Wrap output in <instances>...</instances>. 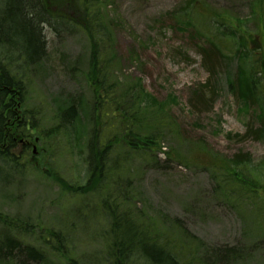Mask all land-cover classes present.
<instances>
[{
  "label": "rangeland",
  "instance_id": "374dc122",
  "mask_svg": "<svg viewBox=\"0 0 264 264\" xmlns=\"http://www.w3.org/2000/svg\"><path fill=\"white\" fill-rule=\"evenodd\" d=\"M186 1L100 0L112 29L106 57L111 59L108 84L116 83L122 100V106L114 107L119 110L116 115L123 119L134 108L144 110L145 102L136 97L135 89L158 99L157 109L164 107L162 139L156 137L158 146L153 148L155 161L134 155L125 167L127 175L108 183V191H101L104 195L76 194L88 176L84 142L98 126L104 133L102 125L116 117L97 118L107 110L97 99L101 91L94 92L99 86L88 76L92 57L88 35L68 20L45 15L50 26H45L42 56L24 64L23 58L12 63L2 55L24 80L23 114L34 115H28L27 124L35 127L23 138L31 143L28 149L20 139L10 147L17 163L0 157V264H69L72 256L76 262L87 258L88 264H105L108 240L103 232L110 227L99 205L107 193L123 197L131 193L124 205L143 220L155 218L164 227H174L179 219L207 246L237 245L242 258L228 264H264V194L259 201L254 196L226 198L222 193L226 177L214 166H224L227 158L242 152L251 156L255 168L264 166V136L255 137L247 126L250 119L256 123L258 113L250 107V113L240 114L242 101L229 88L222 58L218 74L204 65L198 49L203 37L197 33L207 29L201 25L204 17L194 14L191 28L175 22L179 9L186 11ZM197 3L201 14L215 11L246 22L242 24L253 33L258 28L264 32V18L260 22L255 17L259 0ZM256 40L252 47L264 49V39ZM262 71L264 64L257 72L260 81ZM128 86L131 91H126ZM70 96L82 97V120L72 130L76 134L57 135L53 114ZM133 132L147 134L136 126ZM70 186H75L72 191ZM66 243L69 251L74 249L70 254ZM30 246L40 248L41 254H31Z\"/></svg>",
  "mask_w": 264,
  "mask_h": 264
},
{
  "label": "trees",
  "instance_id": "16d2710c",
  "mask_svg": "<svg viewBox=\"0 0 264 264\" xmlns=\"http://www.w3.org/2000/svg\"><path fill=\"white\" fill-rule=\"evenodd\" d=\"M197 2L198 0H187L183 5L187 6L184 7L186 11L181 7L175 22L184 29L191 28L195 26L190 25L191 20L195 21L194 14L204 17L201 25L206 26L207 29L197 31L203 37L198 47L202 61L210 72H215L221 64L219 61L223 59L225 65L223 72L229 88L234 96L242 101L239 107L240 114L250 113V107H255L257 110L256 123L252 119L247 122L249 133L261 138L264 136V81H260L261 76L257 72L261 64H264V49H254L252 46L256 45V39H264V32L258 28L253 33L242 24L246 22L233 20L228 15L217 14L215 11L201 14V6ZM101 4L100 0H0V157L2 159L17 163L18 161L13 160L9 153L10 147L15 145L16 138L29 136L30 127H35L34 123L27 124L29 116L35 118L34 115L31 112L30 115L23 114L21 102L26 98L24 80L21 79L17 69L3 61V57L8 58L12 63H17L23 58L24 64H29L42 56L46 48L45 26H50L43 19L45 15L50 18L69 19L70 25L88 35L92 47L88 76L99 86L94 92L97 94L101 91L100 98L97 99L98 102H103V109L107 110L97 118L108 119L107 117L116 115L115 111H119L114 108L122 106L117 85L108 84L111 70L108 63H111V59L106 60V57L112 34L105 8ZM256 6H259V12L255 13V17L263 22L264 3L259 0ZM176 13L171 15L174 16ZM182 13L186 18L179 17ZM262 76L264 78V71ZM138 82L142 85L141 81ZM125 89L131 91L130 86ZM135 90L136 97L145 102L144 110L134 108L136 111L125 114L123 119L116 115L109 125H102V129L106 130L103 131L104 133L99 132L100 126H98L97 132L95 133L93 129L92 135L84 142L87 146L85 158L88 161V176L86 184L77 187V195H104L101 191L102 189L108 191L106 188L108 183L114 182L113 180L119 181L127 175V171H124L125 167L134 155L155 161L153 148L158 146L156 137L161 138L164 107L157 109L155 106L161 105L158 99L155 97L152 99L141 89ZM82 111V97L70 96L63 105H59L53 114L58 125V129L55 128L57 135L76 134L72 130L75 125L81 123ZM143 112L145 115L139 117L138 114L142 115ZM135 126L142 127L147 134L133 132ZM133 138L136 140L135 143L131 141ZM77 142L80 144L79 140ZM29 145L27 143L24 146L28 149ZM251 162V156L242 152L227 158L224 166L219 163L214 165L226 177L222 190L226 198L229 199L233 195H240L241 198L244 196L246 199L254 196L258 201L262 198L264 166L255 168ZM73 187L75 186H70V189ZM106 196L102 197L99 205L110 227L108 233L103 232L108 240L106 246L108 257L105 264H228L242 258L243 252L237 245L207 246L196 234H191L179 219L175 220L174 227L172 224L164 227L163 222L155 218L143 220L138 212L124 205V202L131 199V193H127L125 199L122 195L118 196L114 193H107ZM75 232H71L73 237L76 236ZM58 243L61 244L60 241ZM69 243L72 244L71 246L75 245L74 240H70ZM71 251H74L72 247ZM29 252L39 255L31 247ZM69 264H88V260L78 259L76 262V257L72 256Z\"/></svg>",
  "mask_w": 264,
  "mask_h": 264
}]
</instances>
